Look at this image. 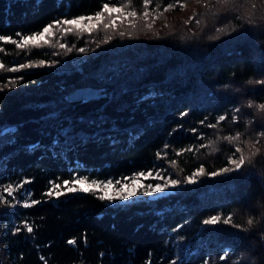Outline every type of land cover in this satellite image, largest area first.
<instances>
[{"label": "trees", "instance_id": "trees-1", "mask_svg": "<svg viewBox=\"0 0 264 264\" xmlns=\"http://www.w3.org/2000/svg\"><path fill=\"white\" fill-rule=\"evenodd\" d=\"M149 1L163 17L159 23L152 24L149 15L144 19L143 0H113L126 11L133 8L137 17L125 21L113 15L114 29L101 24L82 34L62 35L54 27L48 44L18 49L11 40L41 32L54 20L95 14L109 0H0V36L5 37L0 40V128L8 129L0 133V184L18 182L19 187L0 203V243L5 242L0 249L11 264H248L241 258L245 249L264 264L258 235L264 234V215L245 230L247 218L255 220L264 211V156L235 173L185 181L201 165L205 172L218 171L229 155L238 154L236 146L247 154L243 141H259L264 153L259 135L264 110L255 107L264 104V85L247 83L264 80L260 12L255 13L258 27H249L245 0L231 13L216 12V0H192L197 8L192 20L170 13L188 0ZM262 2L255 0L258 8ZM226 25L231 28L216 32ZM19 64L32 66L20 69ZM13 66L18 70L11 71ZM29 82L52 88L29 89ZM77 85L97 87L104 95L68 99L67 91ZM237 133L243 134L241 142L224 139ZM210 141L215 151L207 146ZM158 165L181 181L158 196L116 202L99 199L102 189L44 195L53 183L63 190L64 180L123 178ZM25 192L32 195L24 203H40H16ZM212 215H220L221 222L203 224ZM228 216L242 227L224 225Z\"/></svg>", "mask_w": 264, "mask_h": 264}, {"label": "snow or ice", "instance_id": "snow-or-ice-1", "mask_svg": "<svg viewBox=\"0 0 264 264\" xmlns=\"http://www.w3.org/2000/svg\"><path fill=\"white\" fill-rule=\"evenodd\" d=\"M113 0H109L108 3L103 4V9L102 11H98L95 13L94 16H80L75 19H62V20H54L52 24H49L43 28L41 32H37L32 34L31 36H25L21 37L20 41L17 42L16 40H11V43L15 44L18 49H28L30 47H41L45 44H48L49 41L46 39V37H52L55 35L53 32V28L55 27L62 35L67 34V33H73L76 32L77 34H82L84 32H92L96 29L98 25L103 26L105 30H108L109 28H115L116 23L115 19L113 17V14H117L116 18H135L137 17V12L136 11H127L125 12L122 10L121 7H109V3H112ZM246 3L249 4V8L245 11L244 13V21L249 27H258L256 25V15L255 13L257 11L260 12V21L261 23H264V2H262L261 6L258 8L257 4L255 3V0H245ZM149 4V0H144V6H145V11L143 13V17L146 20L149 13L147 11V6ZM216 4L219 6L216 9V12H219L221 9H224L228 11L229 13L233 11H238L239 10V0H216ZM206 8L208 7L207 4L204 5ZM172 5H168L164 11H168ZM107 13V19H104L103 14ZM215 15V13H213ZM227 17H220V19H226ZM190 20L194 19V17H190ZM237 20L241 19V17L237 16ZM87 21V22H85ZM95 21V23H93ZM185 23H188L187 21ZM197 24H201V20H196ZM67 27H63V26ZM130 26L134 27L135 24L133 22H130ZM147 27L151 28V25L148 24L146 25ZM229 28H231V25H226L224 28H216V32L218 33H224L226 32ZM125 33L120 32L119 35L123 36ZM112 37L109 36L108 39L110 40ZM215 39V37H212ZM5 37L0 36V40H4ZM106 42V41H105ZM59 47L64 48L65 45L63 43L59 44ZM71 48H68V51H71ZM80 52L86 51L85 48H79L77 49ZM40 65L44 64V61L39 62ZM32 65L29 64H19V68H28L31 67ZM4 65L0 64V68H3ZM11 71H17L18 69L16 67H13L10 69ZM16 81H11V83H15ZM258 84L264 85V80L258 81ZM248 107H254V105L248 104ZM257 108L258 106L255 105ZM237 116L240 113V109H236ZM183 115V114H182ZM237 117H233L235 120ZM225 117L223 115L219 116L218 120L223 121ZM249 124L251 121L248 122ZM211 127H215V125H211ZM8 132L7 128H0V133H6ZM261 137H264V132L259 133ZM242 133H237L234 136L230 137H225L224 139L229 141V142H241L242 141ZM219 139V137H218ZM259 141H243V143L246 145L248 152L247 154L245 153V150L241 146H236L235 147V153H238L239 155L234 158L233 155H229L227 157V162L230 166L222 167L218 171H211V172H205V168L203 165H201L196 171H194L191 175L187 176L185 178L186 183L188 184H193L195 180L199 176L203 175H210V176H218L221 175L222 173H235L238 170H241L244 168L246 165L251 166L255 158L257 157L258 154L261 156H264V153H260V151H257L255 149L256 143ZM208 147L211 148L212 151L216 150L214 142L210 141ZM201 147H205V145H201ZM179 154V153H178ZM174 163V162H173ZM151 178V179H163V183H156V184H147L144 185L141 183V178ZM131 180L132 183L129 184L128 181ZM23 183H29V181H24ZM181 183L180 180L178 179H169L166 177H162L161 173L159 171L155 172V175H153V171H148L147 174L141 172L138 173L130 178H122L121 180H116L115 181V186L112 180H108L107 182H97L95 180L91 181V183H88L85 179L81 178H73L71 181L69 180H64L63 181V190H61L62 186L57 183H53L51 185V188H49L44 195L52 198V197H60L64 195L65 193L69 192H76V191H83V192H97L98 190H103L102 194L99 196V199L101 200H108L112 201L114 199H121V200H127L129 197L135 196L137 192H160L163 191L164 189L168 188L169 186H177ZM4 192L8 193V195H13L16 191L17 188H14L13 186H9L3 190ZM28 197H31V193H26ZM0 203H7V200H5L3 197H0ZM40 203V201L36 199H30V202L24 203V207H31L33 205H36ZM221 222V216L220 215H212L210 218L205 219L203 221V224L205 225H217L218 223ZM23 223V222H22ZM222 223L224 225H232L235 228H241L242 226L240 224H234L233 223V217L228 216L227 218H224ZM249 225L253 223L252 219H249L247 221ZM24 227L27 230V232L31 233L33 232V227L27 223H24ZM17 232L21 231L20 228L15 229ZM69 243H74V241H69ZM225 257L221 256L220 259L223 260ZM43 259V257L41 258Z\"/></svg>", "mask_w": 264, "mask_h": 264}, {"label": "rangeland", "instance_id": "rangeland-1", "mask_svg": "<svg viewBox=\"0 0 264 264\" xmlns=\"http://www.w3.org/2000/svg\"><path fill=\"white\" fill-rule=\"evenodd\" d=\"M149 3H151V2L149 1ZM114 6L120 7L119 5H114V4L109 3V7H114ZM122 10L127 12L125 9H122ZM196 10H197V8H196V5L194 4V2L192 0H188V1H185L184 3H182L180 8L174 9L173 11H170V13H172V15H174V17H179V18L181 17V18L188 19L190 17H193V15L196 13ZM130 11H133V8H131ZM147 11L149 13V16L152 17V21H151L152 24L159 23L160 21L163 20V17L161 15H158V12L156 11V9H155L153 4L147 6ZM94 15L95 14H89V15H86L85 17L94 16ZM113 15H114V17H117V14H115V13ZM78 17H80V16H77L75 18H78ZM75 18H73V19H75ZM120 18H122L125 21H130L131 20V18H123V17H120ZM85 22H87V21H85ZM13 67H16V66H13ZM26 86L29 89H36V88L49 89V88H52V85H46V84L40 83V82H35V83L29 82L28 85H26ZM68 87H69V85H65L63 87V89L64 90L68 89ZM70 89H72V88H70ZM178 151H182L181 148L178 149ZM236 156H238V154H234V158ZM226 166H230V165L226 164L223 167H226ZM148 171H153V175H155L156 171H159L161 173L162 177H166V178H169V179H176L175 176H173V174L164 165H158V166L154 167L152 170H149V169L139 170V171H136V172L132 173L130 176L123 177V178H130V177H132V176H134V175H136L138 173H141V172L147 174ZM78 178H81V177H78ZM81 179H84V178H81ZM121 179L122 178H115V179L108 178V179H104V180H98L97 182H107L108 180H112L113 183H114V186H115V181L116 180H121ZM86 181L88 183H91V181H93V180H86ZM140 182L143 183L144 185H147V184H153L154 185L156 183H163L164 180L163 179H151V178L145 179V178L142 177ZM128 183L131 184L132 181L129 180ZM9 186H13L14 188H17V191H19L18 182L17 183H13V182L7 181V182H4L3 184H0V197H3L4 199H8V198H10V196H12V195H8V193L3 191L5 188H7ZM173 188H174V186H169L168 188H166V189H164L163 191H160V192H147L145 190L143 192H137V194L135 196H138V197H140V196L154 197V196H158L160 194H165V193H167L169 191H172ZM26 193L27 192H25L23 197H21V195L19 194V197L17 198L16 203H18V204L24 203L26 198H27ZM13 195H16V192ZM132 197H129L127 200L131 199ZM120 200L121 199L117 198V199H114L113 201L117 202V201H120ZM122 201H124V200H122ZM0 245L3 248V246L5 245V242L2 240ZM2 248L0 249V261H1V263L2 264H11L10 259L8 258L6 251L4 249H2Z\"/></svg>", "mask_w": 264, "mask_h": 264}, {"label": "clouds", "instance_id": "clouds-1", "mask_svg": "<svg viewBox=\"0 0 264 264\" xmlns=\"http://www.w3.org/2000/svg\"><path fill=\"white\" fill-rule=\"evenodd\" d=\"M258 81H261V80H258ZM258 81H253L252 79H249V80L247 81V83H248V84H252V83H257ZM223 87H224L225 89H227V88L231 87V85H229V84H225V85H223ZM234 90H235V91H240V89H239L238 87L235 88ZM251 103H252V102L249 101V104H251ZM257 106H258V107H257L258 110H264V104H259V105H257ZM254 147H255V149H256L257 151H261V147H260V146L255 145ZM261 215H264V211L259 212V214L256 216L255 220H254L251 216H249V217L247 218V220H246V225H247V227L245 228V230H246V231L250 230L251 227H252L254 224H257V225H258V223H259V219H260V216H261ZM249 219H252V220H253V223H252L251 225H249V224L247 223V221H248ZM258 235H260V239H261V241L264 242V234H258ZM241 258L246 259V260L248 261V264H259V260H260L259 255L253 254L252 251H249V250H247V249H245V250H241Z\"/></svg>", "mask_w": 264, "mask_h": 264}, {"label": "water", "instance_id": "water-1", "mask_svg": "<svg viewBox=\"0 0 264 264\" xmlns=\"http://www.w3.org/2000/svg\"><path fill=\"white\" fill-rule=\"evenodd\" d=\"M102 95H104V93L100 92L97 87L91 85H77L67 92V97L70 100H90L98 98Z\"/></svg>", "mask_w": 264, "mask_h": 264}, {"label": "bare ground", "instance_id": "bare-ground-1", "mask_svg": "<svg viewBox=\"0 0 264 264\" xmlns=\"http://www.w3.org/2000/svg\"><path fill=\"white\" fill-rule=\"evenodd\" d=\"M69 99V98H68Z\"/></svg>", "mask_w": 264, "mask_h": 264}]
</instances>
